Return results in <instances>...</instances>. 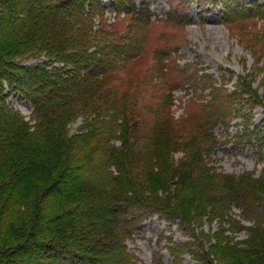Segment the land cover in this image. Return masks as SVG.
Instances as JSON below:
<instances>
[{
  "label": "trees",
  "instance_id": "1",
  "mask_svg": "<svg viewBox=\"0 0 264 264\" xmlns=\"http://www.w3.org/2000/svg\"><path fill=\"white\" fill-rule=\"evenodd\" d=\"M109 5L111 17L105 0H0V264H138L127 240L153 211L216 224L200 245L170 244L174 259L189 251L196 264H264V170L232 175L212 161L234 118L242 128L235 122L231 137L264 152V131L240 114L264 106L261 96L184 86L209 99H188L194 113L173 119L187 76L171 78L156 55L126 77L144 42L130 26L151 22L149 3ZM12 93L30 102V120ZM175 138L182 154L169 161Z\"/></svg>",
  "mask_w": 264,
  "mask_h": 264
},
{
  "label": "rangeland",
  "instance_id": "2",
  "mask_svg": "<svg viewBox=\"0 0 264 264\" xmlns=\"http://www.w3.org/2000/svg\"><path fill=\"white\" fill-rule=\"evenodd\" d=\"M136 1L138 4L141 1L149 3L153 16L151 22L143 24L138 21L130 26V31L137 32L136 35L139 39L144 38V42L141 55L127 66L126 77L133 78L141 70L153 66L152 57L156 55L162 56L165 70L171 78L187 76V81L177 85L183 87L175 91L176 98L171 108L173 119L194 113L195 109L187 102L188 99L193 98L198 102L209 99L205 95L207 90L199 89L193 97V89L186 90L184 86H208L212 82L214 86H222L226 92L239 86H251L258 91L264 105V0ZM105 5L106 16H113L109 0H105ZM25 62L31 63L32 59ZM127 78L125 83L128 82ZM8 101L25 120H30L32 108L29 101L17 93H12ZM242 112L240 114L249 117L250 124L264 131V106L254 103L251 109ZM80 122V118L70 122V132L75 131ZM235 122L240 124L242 120L233 119L227 141L221 143L212 155L213 164L228 174L250 172L258 176L264 170V152L259 153L246 140L237 142L231 137L237 128ZM238 127L241 129L242 123ZM216 132L220 134L221 131ZM176 141V138L170 141L173 148L166 156L169 161L177 160L182 154L179 147L174 145ZM164 142L167 140L156 143L155 158L161 161L165 159L167 146L171 145ZM116 144L119 142L116 141ZM233 212L237 213L239 209L235 207ZM242 222L251 224L244 219ZM141 225L127 240L128 249L137 256L138 264H196L189 251L174 259L168 246L178 242L198 245L195 239L200 241L201 231L207 233L216 228L215 223L205 219L184 223L178 218L167 219L154 211L144 215ZM238 236L245 238L246 231L242 230Z\"/></svg>",
  "mask_w": 264,
  "mask_h": 264
}]
</instances>
